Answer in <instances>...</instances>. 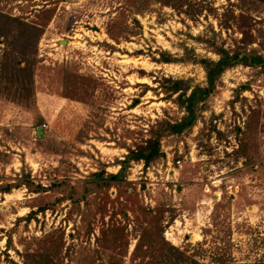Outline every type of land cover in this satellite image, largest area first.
Listing matches in <instances>:
<instances>
[{
	"label": "rangeland",
	"instance_id": "374dc122",
	"mask_svg": "<svg viewBox=\"0 0 264 264\" xmlns=\"http://www.w3.org/2000/svg\"><path fill=\"white\" fill-rule=\"evenodd\" d=\"M0 12L42 30L32 87L19 98L0 77V264H156L170 245L203 264L264 263L260 68L226 70L192 128L105 184L185 115L167 79L206 85L190 58L217 60L213 44L244 34L260 48L263 1L0 0Z\"/></svg>",
	"mask_w": 264,
	"mask_h": 264
},
{
	"label": "trees",
	"instance_id": "16d2710c",
	"mask_svg": "<svg viewBox=\"0 0 264 264\" xmlns=\"http://www.w3.org/2000/svg\"><path fill=\"white\" fill-rule=\"evenodd\" d=\"M261 1L264 2V0ZM41 33L42 30L38 26L27 23L19 17H12L0 12V38H3L5 42V49L0 58V77L8 85H15L19 98H22L23 95L21 94L23 91H28L33 85V74L36 63L35 53ZM244 35L240 39L239 44L232 50L213 44L214 52L218 55L217 60L207 57L189 59L203 67L206 74L205 86H190L182 79H167L169 93L177 94L176 100L184 108L185 115L175 122H161L159 131L155 132L154 136L147 140L144 146L130 150L127 157L120 163V171L117 174L110 175L108 177L109 180L105 184L117 180L131 160L143 161L144 165L147 166L157 159L161 155L160 137L162 134L181 135L192 128L197 121L199 111L203 108L208 97L214 93L218 80L226 70L237 65L264 70V40L259 42L260 48L249 49V36ZM172 60L166 53H162L159 59L160 62L164 63L172 62ZM22 63L24 64L23 66L21 65ZM245 88L247 86L243 85L240 87V90ZM188 91L190 92L188 93ZM39 132H41L40 129ZM95 175L102 178V175L99 173ZM8 190L6 189L5 192H8ZM156 262V264H203L194 259V257H189L185 252L180 251L173 245H170L165 250L163 257H160ZM45 264H49L47 260H45Z\"/></svg>",
	"mask_w": 264,
	"mask_h": 264
},
{
	"label": "built area",
	"instance_id": "2783aa9c",
	"mask_svg": "<svg viewBox=\"0 0 264 264\" xmlns=\"http://www.w3.org/2000/svg\"><path fill=\"white\" fill-rule=\"evenodd\" d=\"M180 165V161L177 162Z\"/></svg>",
	"mask_w": 264,
	"mask_h": 264
}]
</instances>
